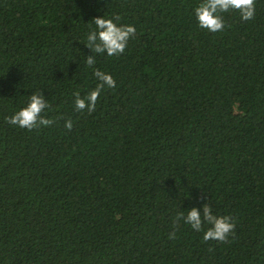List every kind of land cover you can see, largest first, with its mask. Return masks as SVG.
<instances>
[{"label": "trees", "instance_id": "trees-1", "mask_svg": "<svg viewBox=\"0 0 264 264\" xmlns=\"http://www.w3.org/2000/svg\"><path fill=\"white\" fill-rule=\"evenodd\" d=\"M0 264H264V0H0Z\"/></svg>", "mask_w": 264, "mask_h": 264}]
</instances>
